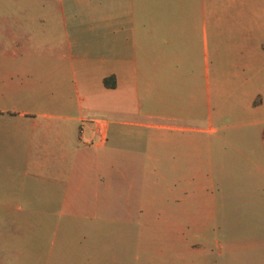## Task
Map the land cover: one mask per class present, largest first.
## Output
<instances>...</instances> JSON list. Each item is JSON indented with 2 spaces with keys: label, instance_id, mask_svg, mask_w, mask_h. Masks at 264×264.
Segmentation results:
<instances>
[{
  "label": "crops",
  "instance_id": "0c3cea01",
  "mask_svg": "<svg viewBox=\"0 0 264 264\" xmlns=\"http://www.w3.org/2000/svg\"><path fill=\"white\" fill-rule=\"evenodd\" d=\"M263 125L264 0H0V190L80 165L185 226L188 190L250 177L223 148Z\"/></svg>",
  "mask_w": 264,
  "mask_h": 264
},
{
  "label": "rangeland",
  "instance_id": "374dc122",
  "mask_svg": "<svg viewBox=\"0 0 264 264\" xmlns=\"http://www.w3.org/2000/svg\"><path fill=\"white\" fill-rule=\"evenodd\" d=\"M224 147L226 172L250 177L188 190L185 226L154 220L153 190H137L140 198L130 190L129 200L127 187L88 190L95 170L80 165L69 183L30 178L18 190L15 181L14 190H0V264H264V125L253 139Z\"/></svg>",
  "mask_w": 264,
  "mask_h": 264
},
{
  "label": "trees",
  "instance_id": "16d2710c",
  "mask_svg": "<svg viewBox=\"0 0 264 264\" xmlns=\"http://www.w3.org/2000/svg\"><path fill=\"white\" fill-rule=\"evenodd\" d=\"M114 76L113 75H110V76H106V77H104V83L106 84V85H113L114 84ZM112 80V81H111Z\"/></svg>",
  "mask_w": 264,
  "mask_h": 264
}]
</instances>
